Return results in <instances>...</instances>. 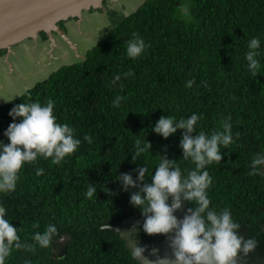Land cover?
<instances>
[{"label": "trees", "instance_id": "16d2710c", "mask_svg": "<svg viewBox=\"0 0 264 264\" xmlns=\"http://www.w3.org/2000/svg\"><path fill=\"white\" fill-rule=\"evenodd\" d=\"M147 45L136 59L125 55L132 34ZM257 37L260 69L253 75L245 56ZM132 72L131 76L124 73ZM119 75L120 79L115 77ZM191 81V85H188ZM117 96L120 104L113 107ZM55 102L58 123H67L81 144L60 164L38 157L20 171L15 192L0 193V205L17 228L21 242L49 223L58 232L48 248L13 249L5 264H139L115 228L130 216L144 217L130 196L151 175L160 158L175 160L182 171L184 129L167 138L153 131L162 116L177 120L196 114L192 135H211L232 125L233 142L220 146V162L206 166L212 177L210 207L230 209L239 229H246L264 255V0H144L124 15L93 45L81 61L62 65L23 95L0 105V140L12 122L9 110L19 103ZM19 118H17V121ZM88 135L91 143L84 139ZM150 148L136 156L135 141ZM147 168L143 181L139 168ZM43 168V174H35ZM129 173L136 187L118 179ZM187 174L186 171L183 172ZM88 186L96 188L86 198ZM171 202V197H169ZM188 207L195 204L189 202ZM38 223L39 228H32ZM139 225L143 241L153 240ZM71 236L60 255L59 239Z\"/></svg>", "mask_w": 264, "mask_h": 264}, {"label": "clouds", "instance_id": "9594fccd", "mask_svg": "<svg viewBox=\"0 0 264 264\" xmlns=\"http://www.w3.org/2000/svg\"><path fill=\"white\" fill-rule=\"evenodd\" d=\"M146 47L145 40L133 33L127 41L125 55L134 60L142 55ZM259 47L260 40L257 37L248 41L251 51L246 53L245 58L249 61L248 69L253 75L260 69L257 58ZM124 74L131 76L132 72L129 70ZM115 79L119 80L120 76L117 75ZM191 83L188 81L189 86ZM122 99L117 96L112 102L113 107L118 106ZM54 107L55 102L49 99L43 104L39 101L15 104L9 110L12 122L3 133L8 142L0 140V193L15 192L21 169L25 165L36 164L38 157L50 158L52 164H60L81 144L72 127L57 122ZM199 119L196 114L179 120L173 116H162L156 122L153 131L164 138L177 129L185 130L180 141L183 160L190 161L194 167L182 171L175 160L160 158L151 175V182L143 184L139 191L133 193L130 202L139 207L145 216L142 225L145 233L168 234L175 230L176 234L171 241L175 264H236L237 253L242 251L247 254L254 249L255 241L238 234L240 224L234 221L230 209L222 208L218 211L210 207L207 189L212 184V177L206 168L213 162L221 161V145L227 147L233 142L232 125L225 122L222 125L223 132L214 131L210 136L203 131L192 135ZM84 139L91 143L88 135ZM141 143L139 139L135 141L137 151L133 156L134 161L136 156L150 148L147 142L143 146ZM262 163L264 157L253 159L249 175H255V166ZM43 171V168H37L35 174L42 175ZM147 171V168H139L137 179L143 181ZM118 179L122 181L125 190L129 186L136 187L129 173L122 174ZM95 193L96 188L88 186L85 196L92 198ZM181 194L184 200L195 204L182 220L174 214L175 209L181 205ZM32 228H39V224L33 223ZM22 230L13 226L7 218L6 208L0 205V264H5L13 249L34 252L37 246L48 248L58 232L56 224L49 223L42 232L32 233L33 243H28L21 242L18 233ZM132 252L135 258H142L143 249L140 246H134ZM24 264L32 262L25 259ZM164 264H167V258Z\"/></svg>", "mask_w": 264, "mask_h": 264}, {"label": "rangeland", "instance_id": "374dc122", "mask_svg": "<svg viewBox=\"0 0 264 264\" xmlns=\"http://www.w3.org/2000/svg\"><path fill=\"white\" fill-rule=\"evenodd\" d=\"M143 1L102 0L25 44L0 49V105L23 95L60 66L81 61L112 25Z\"/></svg>", "mask_w": 264, "mask_h": 264}, {"label": "water", "instance_id": "95a60500", "mask_svg": "<svg viewBox=\"0 0 264 264\" xmlns=\"http://www.w3.org/2000/svg\"><path fill=\"white\" fill-rule=\"evenodd\" d=\"M102 0H0V49L10 48L21 41L34 37L42 30L51 31L58 28L57 22L78 13L85 7L89 8L92 4ZM174 214L182 220L189 214V207L181 194V205L175 209ZM144 223V217L130 216L110 226L119 232L121 238L126 241L128 248L132 251L134 246L143 249L142 258H136L139 264H175L174 250L171 241L176 232L163 236L162 234L151 241L140 245L133 239L132 234L139 232V225ZM246 229L243 230L241 237L245 238ZM69 233H65L58 241L60 255L66 252ZM246 239V238H245ZM139 242L141 240H138ZM236 264H264V255L255 247L247 254L237 253Z\"/></svg>", "mask_w": 264, "mask_h": 264}, {"label": "flooded vegetation", "instance_id": "af4514ba", "mask_svg": "<svg viewBox=\"0 0 264 264\" xmlns=\"http://www.w3.org/2000/svg\"><path fill=\"white\" fill-rule=\"evenodd\" d=\"M242 232H243V230H239L238 234L241 236ZM160 235L161 234H157V236L154 239L158 238ZM162 235L165 236L166 234H162ZM132 236H133V239L137 240V243H139L140 245H143V244L148 243V242L150 243L151 241L154 240L153 239L151 241H143L142 238L139 236V232L137 234H132ZM245 238H246V234H245ZM138 240H141V241L139 242Z\"/></svg>", "mask_w": 264, "mask_h": 264}, {"label": "crops", "instance_id": "0c3cea01", "mask_svg": "<svg viewBox=\"0 0 264 264\" xmlns=\"http://www.w3.org/2000/svg\"><path fill=\"white\" fill-rule=\"evenodd\" d=\"M68 19H70V18H66L65 20H68ZM62 21V20H61ZM26 41H28L27 39H25V40H23V41H21L20 43H18L17 45H21V44H25L26 43ZM54 71V70H53Z\"/></svg>", "mask_w": 264, "mask_h": 264}]
</instances>
